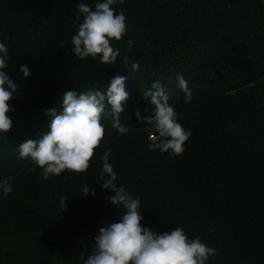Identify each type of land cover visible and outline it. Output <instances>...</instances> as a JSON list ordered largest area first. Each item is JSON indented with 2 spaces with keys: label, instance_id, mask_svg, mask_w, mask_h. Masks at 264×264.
Instances as JSON below:
<instances>
[{
  "label": "trees",
  "instance_id": "obj_1",
  "mask_svg": "<svg viewBox=\"0 0 264 264\" xmlns=\"http://www.w3.org/2000/svg\"><path fill=\"white\" fill-rule=\"evenodd\" d=\"M76 2L0 0L5 71L19 92L9 101L12 126L0 131V180L12 178V191L0 196V264H82L98 228L126 211L108 202L114 191L98 180L106 148L117 183L140 197L142 225L163 232L180 224L218 249L207 264H264V0H123L112 5L128 26L110 41L120 50L113 64L71 51ZM177 73L192 89L190 102L175 86ZM116 74L127 77L120 119L130 131L104 121L88 169L44 179L39 166L17 157L18 143L47 131L45 110H61L64 90L103 91ZM153 80L171 89L169 103L192 130L178 156L149 150V134H157L135 115L151 114L143 91ZM84 184L95 195L79 192Z\"/></svg>",
  "mask_w": 264,
  "mask_h": 264
},
{
  "label": "clouds",
  "instance_id": "obj_2",
  "mask_svg": "<svg viewBox=\"0 0 264 264\" xmlns=\"http://www.w3.org/2000/svg\"><path fill=\"white\" fill-rule=\"evenodd\" d=\"M123 0H95L90 6L84 0H77L73 24L76 31L71 34V51L76 57L91 56L101 63H115L119 48L110 43L120 40L128 32L127 17L122 10L112 7ZM63 45L64 41H59ZM131 47L135 41H127ZM9 63L8 46L0 41V131L6 132L12 126L8 112L12 110L9 101L14 94H19L18 86L5 71ZM137 61L131 63V69L137 70ZM20 71L26 77L30 74L27 65L21 64ZM127 77L116 74L110 78L107 87L89 88L77 92L72 89L63 91L61 110L56 107L46 109L50 116L47 131L38 138H27L17 145V157L27 158L41 169V175L48 179L50 175H59L62 171L83 172L89 168L94 149L104 136V121L120 134L130 131L121 122L120 114L127 102L129 92L126 90ZM176 88L184 93L185 102L192 99V89L185 77L177 73ZM150 97L153 105L151 114L142 117L140 110L135 115L155 130L156 136L149 135V150L158 149L178 156L185 150V141L192 134L178 119L175 107L169 103L171 89L159 80L151 81L148 90L143 91ZM239 124V121H236ZM229 126H234L229 122ZM111 149L106 148L99 154L102 162L98 170V180H102V189H111L114 195L107 197L114 206L126 209L118 220L107 222L98 228L93 237L94 244L85 258L81 253L82 264H207L210 257L217 254L218 249L206 244L199 236H188L185 227L180 224L170 231L157 232L147 225L140 207V197L133 196L122 183H117V172L110 162ZM12 191V178L0 180V196H7ZM85 195H95L89 184H84L79 191ZM67 195H60L59 208H67ZM208 231H214L209 228Z\"/></svg>",
  "mask_w": 264,
  "mask_h": 264
},
{
  "label": "built area",
  "instance_id": "obj_3",
  "mask_svg": "<svg viewBox=\"0 0 264 264\" xmlns=\"http://www.w3.org/2000/svg\"><path fill=\"white\" fill-rule=\"evenodd\" d=\"M149 135H152V136H154V137L156 136L153 132H151Z\"/></svg>",
  "mask_w": 264,
  "mask_h": 264
}]
</instances>
